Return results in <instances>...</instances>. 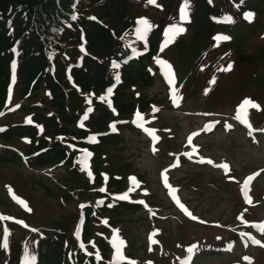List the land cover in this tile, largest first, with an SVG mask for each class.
I'll return each instance as SVG.
<instances>
[{
	"label": "rangeland",
	"instance_id": "1",
	"mask_svg": "<svg viewBox=\"0 0 264 264\" xmlns=\"http://www.w3.org/2000/svg\"><path fill=\"white\" fill-rule=\"evenodd\" d=\"M210 1L206 18L211 20L212 27L200 36L194 34L193 27L198 8L196 0H189L186 21L180 20V7L184 0H156L155 4L148 3V0H123L122 3H114V10L111 7L93 8L95 18L108 27L116 29L126 25L124 18L133 22L122 33L119 42L128 46L126 52H131L139 63L142 60H137L132 52H139L138 57L147 53V38L153 32H161L155 51L144 65L148 76L146 81L142 84L139 80L127 87L126 98L131 103V113L121 117L128 118L134 128L124 129L121 133L123 142L107 146L105 154L99 155L96 162L84 160L79 148L68 145V139L59 140L62 147H66V151L61 147L65 154L63 161L38 165L32 159L31 152L38 151L40 140L58 139L61 134L71 138L74 129L82 127L79 115L86 103H80L82 95L74 92L75 87L68 83L65 85V96L69 97L66 110H72L70 125L65 126L57 117V110L51 108L46 85H42L36 93L21 95L20 75L32 60L17 59L16 79L12 80L11 91L0 115V128L3 129L0 131V216L9 217L0 219V243L5 238L3 222L8 220L15 228H22L7 235L8 247H0V264H41L39 256L50 259L59 255L58 239L61 236L74 239L80 228L86 232L91 250L101 252L107 264L115 261V253L110 251V246L113 237L120 235L119 231L129 241L127 253L136 264H146L145 258H149L153 251L156 256L160 254L162 248L159 245L152 252L147 251L149 246L159 243L164 248L160 261H164L174 256L178 247H187L192 241L194 243L189 247L196 245L202 253L197 249H194L195 253H188L184 249L178 255L179 262L188 259L187 254L190 257L193 254L191 264H234V261L264 264V231L257 227L264 224V132L259 131L264 129V59L261 55L264 52V30L256 31L244 43L233 44V38L239 35L240 29L232 24H240L245 17L246 11L238 6L244 0ZM138 18H146L152 25L144 40L135 35ZM253 19L264 27V10L257 8ZM171 25L181 26L185 31L165 43L164 31ZM217 36L230 39H214ZM129 47L132 51H128ZM17 53L20 55L19 51ZM157 60H163L171 67L172 84L168 83L164 74L167 69ZM229 64L231 69L224 71ZM57 72L61 77L62 65L58 66ZM173 95L177 96L176 103L172 101ZM245 99L258 105V108H245L243 119L247 120V125L235 118ZM137 112L142 124L136 123ZM34 114L56 117L57 124L52 131L40 130L41 127L34 124L33 138L4 137V130L13 125L32 126L29 121ZM92 114L90 127L94 120L100 119L102 111L94 108ZM248 125L251 126V135L248 134ZM146 128L152 130V135L158 139L153 141L152 135L144 130ZM189 136L192 137L191 142ZM72 153L77 154L75 158L70 156ZM201 159L205 162L201 163ZM209 159L212 164L207 163ZM82 160L90 165L91 178L78 171ZM223 163L229 165L227 173L223 168L214 167ZM104 170L121 176L133 173L141 181L142 186L132 191L126 185L127 191L124 192L138 208H142L141 211L136 204L118 199L121 194L114 193ZM249 176H254L248 189L252 203L245 202L247 211L243 212L241 189ZM100 188L105 191H99ZM170 189H175L176 197L182 199H179L180 203L198 217L196 221L179 211ZM13 195L25 201L27 208L14 200ZM139 201L148 206L143 208ZM111 202L118 203V208L108 212L105 206ZM95 203H102L98 219L79 221L83 213L86 215L95 209ZM109 219L115 230L104 226ZM250 219L251 225H243L248 224ZM10 225L6 226L8 231H11ZM159 227L163 228L160 241L152 237ZM54 228L64 230L63 235L47 232ZM246 230L253 232L252 236L261 235L262 245L245 247L239 239L230 244L236 235H228L227 232L236 231L241 239L249 236ZM19 242L23 244L22 248ZM229 244L230 247H227ZM216 246H224L223 253L208 255ZM121 251L124 252L122 248ZM245 257L250 260H245ZM71 259L75 264L78 256L72 255ZM169 261L174 264L175 257L162 264Z\"/></svg>",
	"mask_w": 264,
	"mask_h": 264
},
{
	"label": "trees",
	"instance_id": "2",
	"mask_svg": "<svg viewBox=\"0 0 264 264\" xmlns=\"http://www.w3.org/2000/svg\"><path fill=\"white\" fill-rule=\"evenodd\" d=\"M115 2H123V0H79L77 7L71 9L72 0H0V112L5 105L6 91L8 88V67L13 60L12 49L18 44H22L23 57L25 60L31 59L32 63L22 73L23 78V92L25 93L31 87V91L39 90L41 83V76L45 74V69L49 65L48 56L45 55V49H47L50 43L57 42L62 47L67 46L66 39L69 35V30L65 29L64 23H74L67 14L71 10V14L79 12L80 22L85 21V16L91 14L93 8H112L114 10ZM200 6L195 14L194 34L200 36L210 29V23L206 18L208 11L207 6L203 0H198ZM264 5V0H252L250 5L255 8L256 5ZM78 10V12H77ZM116 16V14H115ZM122 17V16H121ZM116 19L120 20L117 16ZM125 19V18H124ZM123 19V20H124ZM70 20V21H69ZM122 20V19H121ZM61 24V25H60ZM81 25V23H79ZM60 28V30H59ZM88 32H86L85 42H88L89 47L97 49L104 47L110 52L113 48L112 35L110 31L97 23L90 24ZM71 30L74 31L76 37L79 36V31L76 25H73ZM56 39H58V42ZM155 40V39H154ZM152 40V45L154 43ZM57 45V44H56ZM116 50V48H115ZM115 50L112 52L115 54ZM128 80L133 81V78L142 79L143 68L139 64H131L129 66ZM49 79V89L52 96V106L57 108L63 122L67 121V115L65 113L64 95L60 92V85L55 84L53 80ZM75 79L81 82V86L84 91L90 87H95V92L103 90L106 84L105 76L100 75L98 80L90 75V68L84 72L83 70L75 71ZM126 87L120 86L117 90L115 103L117 108H122L124 104ZM108 116L106 115V118ZM38 121L43 118L38 117ZM36 119V120H37ZM49 125H54L52 119L48 120ZM103 121H98L97 126L103 125ZM16 136H32L30 128L15 127L6 134V137ZM112 141L115 144L118 142L115 138L109 137L104 143ZM100 150V148H99ZM61 152L58 147L52 146L50 150H47L44 154H40L37 159L40 163H48L52 159H56Z\"/></svg>",
	"mask_w": 264,
	"mask_h": 264
},
{
	"label": "snow or ice",
	"instance_id": "3",
	"mask_svg": "<svg viewBox=\"0 0 264 264\" xmlns=\"http://www.w3.org/2000/svg\"><path fill=\"white\" fill-rule=\"evenodd\" d=\"M156 0H148V3L150 4H155ZM189 0H184V3L181 5L180 7V20L181 21H186L188 19V15H187V11H188V8H189ZM252 16L253 14L251 12H247L245 13V18L248 19V20H251L252 19ZM72 19H76L75 16L72 17ZM91 19H95V17H92ZM230 20V18H227ZM152 25L149 23V21L146 19V18H138L137 21H136V27H135V35L137 36L138 39L140 40H144L145 37H146V34L147 32L151 29ZM185 31V29L181 26H178V25H171L169 28L165 29L164 31V36H165V43H168L169 41H171L177 34L179 33H183ZM214 39H217V40H228L230 39L229 37L227 36H217L215 37ZM83 50V48L81 49ZM163 50V46H161V51ZM13 51H15V49H13ZM157 63L163 65L167 70L165 71V76L167 77V80H168V83L169 84H172L173 83V77H172V70H171V67L169 65H167L165 63V61L163 60H157ZM113 67L116 68V67H119V65L115 62H113ZM232 65L229 64L228 65V68L226 69H223L224 71H227L229 69H231ZM15 69H16V63L15 61H13L12 63V70H13V75H12V80L13 82L15 81L16 79V76H15ZM116 79L119 80V75L117 74L116 76ZM214 81H210V83H212ZM11 91V89H9V92ZM108 93H111L112 92V88H108ZM205 92L207 93V89L205 90ZM172 101L173 103H176L177 101V96L176 95H173L172 96ZM252 107V108H258V105H256L255 103H253L250 99H245L243 101V103L239 106V109L237 110V114H236V119H240L242 120L243 123H245L246 125L248 124L247 120L243 119V113H244V110L246 107ZM109 107H111V103L109 102ZM88 112H91L92 109L89 108L87 110ZM113 111H115V109H113ZM153 111H157V109L153 108ZM0 115H2V113H0ZM140 113L137 112L136 113V120L139 121L140 120ZM31 121H29L30 123ZM83 126V125H81ZM226 127H230V125H225ZM111 127V130L113 132H115L117 129L115 127V125H110ZM249 127V135L252 134V130H251V126L248 125ZM146 132H148L150 135H152V130H149V129H144ZM0 131H3L2 128H0ZM259 131L261 132H264V129H260ZM193 135H195V133H193ZM158 138L155 136V135H152V140L155 141L157 140ZM191 139L192 137L189 136L188 137V140L189 142H191ZM153 151H155V149H153ZM91 155V153H87L85 152V156H84V160L87 159V157ZM186 155H189V153H186ZM84 160H82V163L84 162ZM201 163H204L205 161L203 159H201L200 161ZM207 163L208 164H212L213 161L212 160H207ZM173 166H176V165H173ZM217 167H221L224 169V171L227 173L229 171V165L227 163H223V164H220V165H217ZM167 171V169H165V172ZM89 176H91V173L89 172ZM254 178V176H249L245 179L244 183H243V187L241 189L242 191V194H243V198L245 200L246 203H249L251 204L252 203V199L251 197L249 196L248 194V189H249V181H251L252 179ZM130 180L132 182V184L138 186V182L136 181L135 177H130ZM164 183H165V186L167 187L168 186V183H167V177L165 176L164 177ZM132 189L130 188L129 191H131ZM99 191L103 192L105 191L104 188H100ZM175 192L176 190L175 189H170V194L172 195V199L176 201V204L179 206V208L189 217L191 218L192 220H197L198 217H196L195 215H193L182 203H180L179 199L176 197L175 195ZM13 199L14 200H17V202L21 205H23L25 208H27V204L25 203V201H23L22 199H19L18 197H16L15 195H13ZM118 199L120 200H128L129 197L127 195V193H124V194H121ZM139 203L143 204L144 202L143 201H139ZM30 211V209H29ZM151 211V210H149ZM0 219H9V217H3V216H0ZM17 223H20V224H23L24 222L23 221H16ZM201 223H203V221H201ZM25 227H27V225H24ZM259 228V230L261 231H264V224H260L257 226ZM33 231H36V229H32ZM7 235H8V231L7 229H5V238L3 240L2 243H0V247H3V248H7L8 247V244H7ZM76 235L77 237H79V231L76 232ZM149 239H151V237H149ZM153 243H155V241H152ZM253 242L256 243V244H260V241L259 240H255L253 239ZM124 244V241L123 240H120L118 237L114 236L113 237V240H112V246L113 248L115 249V255H114V260L117 262V264H119V262L121 261H124L126 259V257L122 254L121 252V247L123 246ZM264 246V245H262ZM81 247H83V245H81ZM196 245H192L191 247H189L187 249V252L188 253H192L195 249ZM96 258L97 259H100V256H99V253L96 254ZM245 260H250V258L248 257H245L244 258ZM189 260H190V257L189 259H186L183 264H189ZM128 264H136L135 261H129Z\"/></svg>",
	"mask_w": 264,
	"mask_h": 264
}]
</instances>
